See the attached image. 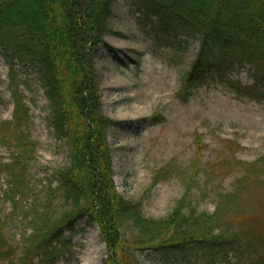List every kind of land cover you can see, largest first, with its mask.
I'll use <instances>...</instances> for the list:
<instances>
[{"label":"rangeland","instance_id":"obj_1","mask_svg":"<svg viewBox=\"0 0 264 264\" xmlns=\"http://www.w3.org/2000/svg\"><path fill=\"white\" fill-rule=\"evenodd\" d=\"M151 19L132 0H113L110 31L104 37L120 49L121 59L102 47L94 59L102 110L121 121L106 133L116 189L126 199L140 200L147 217L168 215L179 200L186 213H211L218 194L232 190L243 176L239 208L245 217L234 219L232 213L231 224L262 231L264 186L254 181L249 164L264 157V93L250 96L236 87L252 84V65L245 62L222 75L186 83L183 77L198 49L197 39L166 41L153 30ZM13 73L29 114L20 144L13 138L0 142V168L16 155L14 169L21 170V165L25 174L26 189L14 208L7 196V170H0V218L14 256L18 260L27 254L29 264H103L107 251L99 227L86 223L84 215L74 219L72 229L63 227L60 240H53L43 259L35 248L46 232L45 215L48 224L68 207L59 196L46 213L40 203L70 158L66 140L55 136L48 123V100L35 72L15 67ZM12 85L0 52V126L13 116ZM263 166L253 169L261 175ZM122 230L129 233L124 226ZM137 252L150 264L158 258L149 249ZM234 259L231 255L221 264Z\"/></svg>","mask_w":264,"mask_h":264},{"label":"trees","instance_id":"obj_2","mask_svg":"<svg viewBox=\"0 0 264 264\" xmlns=\"http://www.w3.org/2000/svg\"><path fill=\"white\" fill-rule=\"evenodd\" d=\"M112 2L0 0V52L9 66L14 107L12 119L0 126V142L13 138L20 144L19 140L25 139L28 108L13 72L15 67L31 69L48 100V123L55 136L66 140L70 158L40 203L46 213L59 196L68 207L51 219V224L45 215L42 227L46 232L36 250L43 259L53 240H60L63 227L72 229L74 219L84 215L86 223L96 222L99 227L107 251L103 264H150L137 252L143 249L158 257L154 264H221L231 255L235 257L233 264H264V229L257 232L249 225L231 224L232 213L234 219L245 217L239 208L245 177H238L232 190L218 194L211 213H186L179 200L160 218L144 216L140 200L126 199L116 189L106 133L121 121L102 110L94 65L101 47L116 60L121 59L120 49L104 37L110 31ZM132 2L146 17H154L153 30L166 41L180 36L197 39L198 49L184 82L208 74L222 75L234 65L248 62L254 80L250 85L238 84L237 89L250 96L264 93V0ZM7 129H11L10 135L5 133ZM17 161L15 155L0 168L7 170V196L14 208L26 189L24 169L21 165V170L14 169ZM259 163L264 165V157L251 162L249 170L254 171V181L264 186V171L259 175L253 169L263 166ZM2 227L0 218V260L29 264L27 254L16 260L15 247Z\"/></svg>","mask_w":264,"mask_h":264}]
</instances>
